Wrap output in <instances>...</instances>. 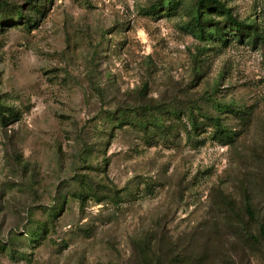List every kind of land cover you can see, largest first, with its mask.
Wrapping results in <instances>:
<instances>
[{"label": "rangeland", "instance_id": "rangeland-1", "mask_svg": "<svg viewBox=\"0 0 264 264\" xmlns=\"http://www.w3.org/2000/svg\"><path fill=\"white\" fill-rule=\"evenodd\" d=\"M3 1L0 264H264V0Z\"/></svg>", "mask_w": 264, "mask_h": 264}, {"label": "trees", "instance_id": "trees-1", "mask_svg": "<svg viewBox=\"0 0 264 264\" xmlns=\"http://www.w3.org/2000/svg\"><path fill=\"white\" fill-rule=\"evenodd\" d=\"M195 10L192 16V25L196 29V32L205 37L207 33L206 27L210 25L213 31L210 33V36L213 35L217 39H221L225 42L223 38L222 29L227 28L229 31H233L239 40L242 37L250 36L253 31L255 32V27L251 25H246L245 23L237 21L231 14L230 8L225 6L223 0H196L195 1ZM214 16L221 17L223 24H220L221 20H216ZM21 20L24 17L21 15V11L18 7L14 5H8L5 1L0 0V27L5 25L7 21L12 20ZM33 20L25 16V19L21 21V24H29ZM248 34V35H246ZM214 125L218 133L227 135L230 139L231 136L227 134L226 129H224L218 118H215ZM193 123V122H192ZM227 202V201H226ZM228 201V208L231 209V212L238 216V211L234 204H230ZM242 207L246 216L250 220L256 219L255 210L251 205L250 196L247 192L243 194ZM260 234L264 238V225L261 224Z\"/></svg>", "mask_w": 264, "mask_h": 264}]
</instances>
